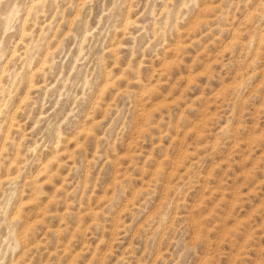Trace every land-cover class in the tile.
I'll return each mask as SVG.
<instances>
[{
    "label": "rangeland",
    "instance_id": "1",
    "mask_svg": "<svg viewBox=\"0 0 264 264\" xmlns=\"http://www.w3.org/2000/svg\"><path fill=\"white\" fill-rule=\"evenodd\" d=\"M178 2L175 16L170 5L177 0H7L0 6V96L12 100L23 90L11 114L0 116V240L10 230L13 236L17 231L25 238L30 236V258L36 259L34 254L39 252L44 264L53 255L58 259L68 255L78 239L83 243L72 254L73 261L89 247L91 261L105 243V256L124 244L118 260L127 253L134 254L136 248H144L141 255L153 251L152 264H168L170 259H175L174 264H196L206 251V242L196 249L185 248L191 217L185 214L181 224H176L183 219L180 211H174L172 219L163 212L154 225L130 228L141 210L133 199L135 207L127 204L114 222L111 216L106 224L100 220L101 215L107 217L99 207L106 200L105 192L98 193L103 165L93 177L87 163L83 176L79 175L78 163V153L87 147L95 129L86 131L87 126L81 122L76 135H66L65 125L75 115L72 107L64 113L63 122L50 119L60 102L72 99L77 103L74 96H83L88 90L85 85L91 86L98 79V66L106 70L93 102L95 110L102 104L107 108L104 97L113 90L121 91V83L125 89L136 83L141 85V91L147 85L150 95H159L161 89L167 88L155 108L167 113L182 105L176 115L177 124H183L185 118L191 120L189 112L195 116L199 111L194 125L182 129L186 143L170 171L181 185L188 177L187 184L178 186L175 192L180 197L177 208L186 205L196 193L191 212L200 213L193 218L197 239L214 238L209 243L216 244L215 257L221 258L225 243L235 242L243 232L247 233L245 243L254 235L257 241L264 236V186L256 179L257 170L264 164V153L252 160L251 150L258 136L229 141L231 147L223 151L226 139L221 131L231 129L237 107L235 103L229 107L228 96L243 84L239 68L230 81L222 83L211 96H204L206 85L217 75H228L233 58L239 64L241 56H251L248 66L253 68L261 62L264 44L258 39L244 41L235 29L221 22L229 12L224 5H230L231 0ZM192 4L197 14L181 28ZM228 32L231 35L225 39ZM255 74H259L258 69L249 76ZM194 89L199 93L191 95ZM259 89L260 82L254 91L258 93ZM53 97L56 104L51 103ZM200 100L205 104L197 109ZM246 103L248 97L241 104V112L246 111ZM255 107L257 124L253 127L260 121V105ZM220 120L224 123L219 124ZM160 122H164L163 118ZM236 127L241 124L238 122ZM188 136H192L191 141H187ZM241 144L248 146V154L238 160ZM120 155L127 158L124 153ZM193 171L194 178L188 175ZM107 176L108 170L103 174ZM252 181L255 183L249 186ZM93 200L95 206L84 207ZM94 228L99 229L96 237L100 231L102 235L95 245H90V239L95 243ZM105 231H109V235L105 234L108 237L103 235ZM55 242L62 245L59 253L57 247H52ZM212 258L205 256L203 264Z\"/></svg>",
    "mask_w": 264,
    "mask_h": 264
},
{
    "label": "clouds",
    "instance_id": "2",
    "mask_svg": "<svg viewBox=\"0 0 264 264\" xmlns=\"http://www.w3.org/2000/svg\"><path fill=\"white\" fill-rule=\"evenodd\" d=\"M6 2L7 0H0V6L5 5ZM159 7H164V5ZM170 7L175 16V9L180 7L178 0L176 4L170 5ZM224 7L229 9V12L226 19L222 18V23H225L231 29H235L244 41L258 39L264 44V0H231V4H225ZM188 11V20L180 25L181 28L185 27L192 17L197 14L196 5L192 4ZM161 23H163V20H161ZM230 35L231 32L225 33V39ZM240 60L242 63L237 64L235 58H233L232 63L229 65L228 75L226 77H223L222 74L217 75L210 84L206 85L204 96L206 98L211 96L216 89L221 87L222 83L230 81L237 68H239L243 84L234 88L228 96L229 107H231L232 103H235L237 107L235 116L231 117V129L221 131V135L226 139V146L223 151L227 152L228 148L231 147L229 141L244 140L246 137L256 135L258 136V143L253 144L251 149L253 153L252 160H255L256 156L264 153V58H262L261 62L256 63L254 68L248 66L251 56L247 58L241 56ZM257 69L259 74L249 76V73ZM105 70V68L98 66L96 73L98 79L94 80L91 86L85 85L88 90L85 91L83 96H74L77 103H73L72 99L60 102L57 107L53 108L52 116L50 117L54 123H61L63 122L61 118L64 113L68 111L69 107H72L75 110V115L65 125L64 131L66 135H76L81 122L87 126L85 128L86 131L92 128L95 129L93 138L87 141V147L78 153L80 157L78 163L80 164L79 175L83 176L85 163H87L93 177L103 165L98 193L105 192L106 200L99 207L107 213V217L101 215L100 220H104L106 224L107 218L111 216L114 222L118 218L121 209L125 208L127 204H131L133 207H135V204L141 206V210L136 214L134 223L130 228L133 225H135V228L137 225L148 226L149 223L154 225L163 212H167L169 219H172L173 212L180 211L183 214V219L175 221L176 224H181L180 222L185 219V214L191 217V223L189 224L190 234L189 239L185 242V248L196 249L197 245L206 242V251L198 258L196 264H203L205 256L213 257L207 264H264V236H261L259 241H257L256 235H254L252 239L245 243V235L247 233L243 232L236 237L235 242L231 244L225 243L223 246V257L216 258V244L209 243V240L214 241L215 239L210 237L208 239H197L196 236L197 226L193 223V218L200 215V213L191 212V204L196 193L194 192L189 197L186 205L181 204L179 208L176 206V201L180 199L179 196L175 195L177 187L186 185L188 177H185L184 184L181 185V181L176 176H170V171L174 167L178 151L183 149L186 143L182 129H187L194 125L195 121L200 117L199 111L195 112V116L189 112L188 116L192 119L185 118L183 124H177L176 115L182 105L169 109L167 113L163 111L157 112L155 108L156 103L162 100L164 92H167V88L161 89L159 95H150L147 91V85H144V91H141V85L136 83H131L129 89H125L123 83H121V91L115 92L113 90L104 97V103L107 104V108L105 109L102 104L99 110H95L93 102L97 91L104 83ZM116 71L118 72L119 68ZM144 79H148L147 75H145ZM258 82H260V89L256 93L254 88ZM149 83L151 82L149 81ZM201 84H204L203 80H201ZM197 93L199 92L194 89L191 95H196ZM22 95L23 90L12 100H9L6 95L0 96V116L10 115L12 110L19 104ZM245 97H248V103L243 104V108L246 111L241 112V104ZM51 103H57L54 97ZM204 104L205 100L198 101L197 109L202 108ZM256 105H260L258 113L260 121L257 127H253L257 124ZM89 116H92L91 120L88 119ZM169 116L171 117L170 119L168 118ZM237 117H240L239 121ZM162 118L164 120L163 123L160 122ZM238 122L241 124L240 128L236 127ZM223 123V120L219 121V124ZM213 131H215V128ZM174 137L175 142H173ZM81 139L85 138L81 137ZM191 140L192 136H188L187 141ZM158 141L160 142L158 143ZM247 147L246 144H241L240 155L236 157L238 160L243 155L248 154ZM94 149L95 155L93 154ZM121 153L126 154L127 158L122 159ZM89 156L92 157L91 160H88ZM107 157H111V160H108ZM250 163L251 161H249ZM247 166L245 165V167ZM106 170H108V176L103 177ZM180 171L182 172L183 169H180ZM188 175L194 178L195 171ZM73 178H75V174ZM102 179L103 184L101 183ZM256 179L260 180L262 186H264V164L257 170ZM254 183L255 181H252L249 186ZM105 186H107V189H105ZM51 191L52 189L50 188L49 192ZM89 191H91V188ZM198 191L199 189H197ZM133 199L135 204H133ZM95 205L96 201L93 200L91 204H85L84 207L90 208ZM146 217H148L147 221L145 220ZM127 218L125 217V219ZM207 223L211 224V221ZM17 227H22V225ZM9 228L11 229L10 224ZM107 229L110 230L111 228L107 227ZM97 230L99 229H93L95 232V243L92 242L93 239H90V245H95L102 235L100 231L99 237H96ZM106 233L109 235V231L103 233L105 237H108V235H105ZM211 234H214V232ZM0 235H3V233L0 232ZM64 239H67V234ZM32 243L30 236L25 238L20 231H17L15 236H13L10 230L9 234L3 236V239L0 240V264H44V257L39 252L34 254L36 259L30 258L33 255L30 251ZM81 243L83 241L78 239L72 245L68 255L63 256L62 259H58L56 255H53L48 264H70V262L71 264H152L151 257L155 255L153 251L141 255L144 248L139 251L136 248L134 254L127 253L124 258L118 260L117 258L121 256L120 249L124 248V244H119L111 255L105 256V248L107 247L105 243L100 246L95 258L91 261L89 260L93 255L91 247L83 250V254L73 261L72 254L77 249H80ZM52 247H57V252L59 253L62 245L57 246L55 242ZM237 250H240L238 254ZM170 260L171 264H174L175 259Z\"/></svg>",
    "mask_w": 264,
    "mask_h": 264
}]
</instances>
